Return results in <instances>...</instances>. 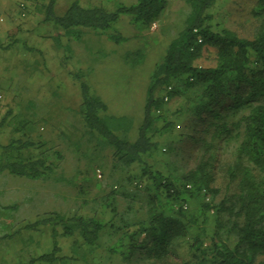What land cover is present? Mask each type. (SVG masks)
<instances>
[{
	"label": "trees",
	"instance_id": "obj_1",
	"mask_svg": "<svg viewBox=\"0 0 264 264\" xmlns=\"http://www.w3.org/2000/svg\"><path fill=\"white\" fill-rule=\"evenodd\" d=\"M218 1L183 0L189 12L152 72L135 141L113 132L128 129L123 120L111 127V119L100 116L105 106L82 85L80 115L89 136L102 138L97 145L111 149L112 170L127 175L110 184L101 216L44 214L25 225L28 231L50 229L52 250L18 264H88L102 247L107 264H264V0H255L258 26L251 39L213 22L209 10ZM56 2L49 0L42 22L52 23L58 36L80 28L104 32L125 14L151 25L163 3L141 0L110 13L73 2L57 16ZM205 49L214 51L207 67L198 64ZM172 101L181 134L165 146L192 162L180 175L173 166L164 174L147 162L159 148L155 138L176 127L164 119ZM17 142L3 148L9 173L37 179L52 171L46 158L22 155L31 144ZM133 166L139 170L130 174ZM58 236L73 239L70 257L61 256ZM177 245L187 256H178Z\"/></svg>",
	"mask_w": 264,
	"mask_h": 264
},
{
	"label": "rangeland",
	"instance_id": "obj_2",
	"mask_svg": "<svg viewBox=\"0 0 264 264\" xmlns=\"http://www.w3.org/2000/svg\"><path fill=\"white\" fill-rule=\"evenodd\" d=\"M18 1L0 0V58L10 66L3 70L7 81L0 103V264L27 262L52 250L50 229H23L44 214L102 215L110 184L127 174L112 170L111 149L97 145L102 141L99 135L89 136L80 115L82 85L105 106L100 116L110 118L111 127L123 120L128 129L113 132L135 141L152 72L189 12L183 0H162L151 25L125 14L104 32L80 28L72 35L56 36L52 23L42 22L49 0L32 2L24 18ZM73 2L114 13L141 0H57L54 14L62 16ZM255 4V0H219L209 14L214 23L251 39L258 26ZM198 62L203 67L213 65L214 51L205 49ZM177 105L170 102L164 115L175 129L155 138L159 148L147 159L153 170L164 174L173 166L180 175L192 165L187 153L165 146L181 134L182 123L173 114ZM12 140L19 146L31 144L30 150H21L22 155L31 160L46 158L52 171L37 179L9 173L3 148ZM138 170L133 166L129 173ZM209 218L212 227V213ZM56 231L61 234L62 228ZM57 242L61 256L70 257L73 239L58 236ZM174 248L179 257L187 256L183 246ZM107 256L105 247L98 248L88 264H107ZM64 264L86 263L67 260Z\"/></svg>",
	"mask_w": 264,
	"mask_h": 264
},
{
	"label": "built area",
	"instance_id": "obj_3",
	"mask_svg": "<svg viewBox=\"0 0 264 264\" xmlns=\"http://www.w3.org/2000/svg\"><path fill=\"white\" fill-rule=\"evenodd\" d=\"M32 2H30L29 0H19L18 1V11H19V15L21 18H24L26 15V11L28 9V7L30 6ZM3 20L0 19V22H2ZM152 29H155V24L152 25ZM198 41L200 42V38L198 37ZM3 100V95L0 93V102ZM100 177V176H98ZM187 188H190V186H187ZM208 199V197L206 198ZM183 209H187V205H183Z\"/></svg>",
	"mask_w": 264,
	"mask_h": 264
},
{
	"label": "crops",
	"instance_id": "obj_4",
	"mask_svg": "<svg viewBox=\"0 0 264 264\" xmlns=\"http://www.w3.org/2000/svg\"><path fill=\"white\" fill-rule=\"evenodd\" d=\"M56 36H58V33L56 32V34H55ZM55 36V37H56ZM16 47L15 48H17V47H19L18 45H15ZM13 51V50H12ZM52 52H53V50H51ZM3 57H1L0 58V93L3 95V91L2 90H4L6 87H4L3 85H4V83L6 84V81H7V74H5L4 72H3V70L5 69V68H8V67H10L9 66V64L7 63V60H5V59H2ZM6 62H5V61ZM2 91V92H1ZM14 96V95H13ZM3 98H4V96H3ZM3 101V100H2ZM1 101V102H2ZM7 101V100H6ZM0 102V103H1Z\"/></svg>",
	"mask_w": 264,
	"mask_h": 264
}]
</instances>
